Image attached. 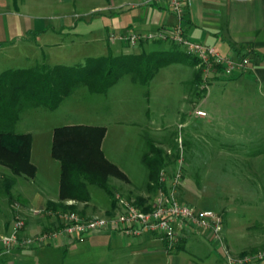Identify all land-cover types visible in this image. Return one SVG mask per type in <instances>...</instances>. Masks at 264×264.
<instances>
[{"label":"rangeland","instance_id":"374dc122","mask_svg":"<svg viewBox=\"0 0 264 264\" xmlns=\"http://www.w3.org/2000/svg\"><path fill=\"white\" fill-rule=\"evenodd\" d=\"M104 6L106 0H0V17L6 22L9 40L14 42V45L4 43L0 72L44 63L71 66L83 63L87 57L106 55V26L110 27V18ZM152 44L149 47V42L143 43L139 48L124 46L120 52L150 53L149 59L143 58L142 62L158 68L147 83L133 81L124 72L102 93L90 92L86 86L79 85L52 110L35 107L21 112L15 129L31 135L32 161L38 167L36 177L51 188L58 178L52 164L57 160L50 155L53 127L104 126V153L108 159L123 164L129 176L127 183L110 178L109 184L115 190L117 183L127 187L121 197L147 198L141 204L144 208L154 194L147 191V169L141 161L148 142H158L169 155L176 151L172 160L181 154L184 164L183 182L178 189L180 200L219 211L223 216L224 242L229 243L232 254L238 255L235 252L250 241L248 234L262 233V230H246L248 237L242 243L234 240L242 226H251L264 216V95L257 91L247 97L242 87L237 91L227 89L223 97L200 103L196 108L205 113L197 114L195 104L188 98L190 86L187 85L192 61L196 59L170 41ZM88 190L96 206L93 205L94 214L83 215L108 216L100 211L110 201L106 193L94 185H88ZM1 199L8 200L2 191L0 234L9 218L6 232L11 230L12 220V212L1 204ZM35 217L38 216L28 214L25 222ZM26 224L22 236L40 233L25 235ZM204 233L201 229L192 230V241L186 249L191 245L194 248L193 243L199 241L200 257L207 260L220 247L204 237ZM135 237L138 236L119 233L113 240L107 235H85L65 246L57 245L58 239L56 244L41 249H25L30 251L27 264H142L141 259L149 258V246H142ZM260 250L257 247L252 253ZM180 254L189 257L187 251Z\"/></svg>","mask_w":264,"mask_h":264},{"label":"crops","instance_id":"0c3cea01","mask_svg":"<svg viewBox=\"0 0 264 264\" xmlns=\"http://www.w3.org/2000/svg\"><path fill=\"white\" fill-rule=\"evenodd\" d=\"M106 2L107 6H104V9L108 10L106 11V16L110 18V27L106 26V34L112 29L120 30V32H124L127 29H134L143 32L152 31L161 26L171 25L177 22L175 16L171 13L170 5L167 0H106ZM13 4L16 5V2H13ZM181 24L185 29V34L192 40L210 45L224 56L232 58L246 56L250 59V65L248 68L237 70L229 76L218 75L214 77L207 90H205L202 98L197 99L194 92L189 90L190 93L188 98L190 102L195 104V111H203L196 107L200 103L212 100L213 97L214 99H217L219 96L223 97V93L226 92L227 89L237 91V89L242 87L243 94L247 97L252 93H257V91L261 93V95H264V0H188ZM4 43H13L12 45H14L13 40H9L6 22L4 18L0 17V52L4 50ZM151 43H154L152 44L154 46L163 42ZM151 43H149V47L151 46ZM107 44L108 51L110 50L114 55L120 54L123 49L122 47L129 46L122 41H117L116 43L108 41ZM140 46L141 45H136L131 47L139 48ZM194 68H196V65L192 66L191 76L187 80V85H189L193 79L192 72ZM180 117L185 119L182 114ZM183 124H185V120ZM14 130L17 133H28L24 131H16L15 128ZM31 155L32 146L30 160L36 167L35 176L33 178L17 176L10 189L12 195H16L15 199L21 204V209L26 216L31 214V209H44L49 202H55L58 200L60 178V165L58 161H56L57 163L52 164L55 166V171L56 169L58 171V178L53 182V186L49 188L44 182L39 181L36 177L38 172L37 163L32 161ZM110 161L127 176L129 181L128 172L125 166L120 162ZM7 174V169L2 167L0 170V178L5 177ZM119 182L123 183L124 181L120 180ZM116 187V197L128 190L127 187L121 186L120 183H117ZM2 192H4V189ZM67 202L71 203L70 200ZM1 204H5V206L9 208V212H12L11 205L7 199H3ZM93 205H95V203L92 202L91 195L88 202L77 203L79 210H82L84 214L88 215L94 214ZM1 206L2 205H0V207ZM110 206V201L108 204L103 205L100 210L102 214L111 215L115 209L109 211ZM9 221L6 220L2 225L1 231L6 232L9 229ZM26 223V228L23 232L25 235L30 232L38 233L47 231L53 227L52 219L47 216H38L31 221H26ZM242 228L243 230H241L239 235L237 234V239L234 238V240L242 243V240L250 236V239L247 238L248 241H250L235 253H240L244 250H254L257 249V247L264 251V216L259 220H255L254 224H251V226L246 227L245 225L242 226ZM246 230H262V233L258 236H254L253 234H248L247 236L248 231L246 232ZM191 231L192 230L189 229L181 233L179 242L173 250H167L158 235L145 233L141 236L135 237L140 239V244L142 246L144 244L149 246V258H143L140 262H142V264H225L224 247L230 252L231 250L229 243L227 242L226 244L224 242L222 234L221 239H215L209 235L207 231L203 230L205 232V235L203 236L210 239L214 245L220 247V250L214 249L212 253L213 255L211 256L212 258L205 260L203 257H200L202 246L198 243L199 241L196 243L192 242L194 248H192L191 245L189 250L186 249L192 241V238L190 237ZM86 235H107L115 240V237L118 236L119 233L95 230ZM58 239L60 240L57 245L62 244L64 246L75 240L62 236H59L57 240ZM234 240L232 239L233 242ZM56 242L36 246L34 249H41L56 244ZM127 244L132 243L127 241ZM180 251H187L189 257L181 255ZM29 252L30 251L28 250H16L1 255L0 264H27L29 261ZM134 261L136 263L139 262L137 259ZM251 264H264V258L260 261L252 262Z\"/></svg>","mask_w":264,"mask_h":264},{"label":"trees","instance_id":"16d2710c","mask_svg":"<svg viewBox=\"0 0 264 264\" xmlns=\"http://www.w3.org/2000/svg\"><path fill=\"white\" fill-rule=\"evenodd\" d=\"M149 55L145 52L114 55L109 50L106 55L87 57L83 63L71 66L44 63L31 68H8L0 72V166L8 171L5 177L0 178V192L4 189L12 212L15 203L21 208L10 190L16 177L33 178L36 174V167L30 160L31 135L14 130L20 113L35 107L52 110L79 85L86 86L93 93L105 92L124 72L129 73L133 81L147 83L158 68L154 69L147 62H142L149 59ZM196 64L197 61L193 59L192 66ZM192 76L189 90L194 92L197 99L202 98L205 89L201 87L200 69L194 68ZM105 132L104 126L87 124L53 128L50 154L60 165L58 200L49 202L45 209L70 210L83 215L76 204L90 200L88 185L97 186L106 193L110 199L109 211L116 208V192L109 180L116 178L128 182V178L105 157L101 148ZM158 145V142H148V150L141 158L147 169L148 192L155 191L159 171L173 163L172 158L176 152L173 147L175 152L169 155ZM146 199L135 197L134 201L141 205ZM69 200L71 203H66ZM41 216L47 215L43 212ZM255 250H244L238 255Z\"/></svg>","mask_w":264,"mask_h":264},{"label":"built area","instance_id":"2783aa9c","mask_svg":"<svg viewBox=\"0 0 264 264\" xmlns=\"http://www.w3.org/2000/svg\"><path fill=\"white\" fill-rule=\"evenodd\" d=\"M167 1L171 13L177 20L176 23L145 32L133 29L117 33L111 31L107 35V40L111 43L122 41L130 46L170 41L196 59V68L201 71V87L205 90L214 77L229 76L237 70L249 67L250 59L246 56L239 58L224 56L214 47L189 38L181 24L188 0ZM196 113L204 115L205 112L197 110ZM182 156L180 154L172 164L159 171L158 184L152 200L144 204L146 208L136 204L134 199L117 196L114 212L106 217L86 216L70 210L31 209L30 212L36 216H41L45 212L52 219L54 226L34 236H22L25 215L18 203H15L10 222L11 230L0 234V255L56 242L59 236L78 239L95 230L119 232L126 236L155 234L160 237L167 250H173L179 242L181 233L189 229L205 230L215 239H221L223 216L219 211L195 207L178 198V189L183 182L184 173ZM262 258H264L262 250L234 255L224 247L225 264H251Z\"/></svg>","mask_w":264,"mask_h":264}]
</instances>
